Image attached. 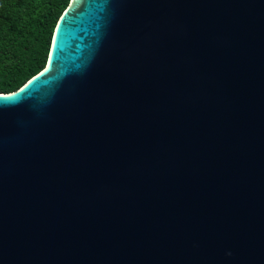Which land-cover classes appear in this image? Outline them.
Returning a JSON list of instances; mask_svg holds the SVG:
<instances>
[{
    "label": "water",
    "instance_id": "water-1",
    "mask_svg": "<svg viewBox=\"0 0 264 264\" xmlns=\"http://www.w3.org/2000/svg\"><path fill=\"white\" fill-rule=\"evenodd\" d=\"M0 264H264V0H67L0 91Z\"/></svg>",
    "mask_w": 264,
    "mask_h": 264
},
{
    "label": "trees",
    "instance_id": "trees-1",
    "mask_svg": "<svg viewBox=\"0 0 264 264\" xmlns=\"http://www.w3.org/2000/svg\"><path fill=\"white\" fill-rule=\"evenodd\" d=\"M67 0H0V91L44 62L53 23Z\"/></svg>",
    "mask_w": 264,
    "mask_h": 264
}]
</instances>
